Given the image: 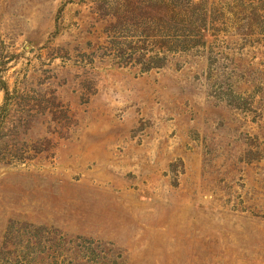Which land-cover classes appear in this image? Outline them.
<instances>
[{
	"label": "rangeland",
	"instance_id": "obj_1",
	"mask_svg": "<svg viewBox=\"0 0 264 264\" xmlns=\"http://www.w3.org/2000/svg\"><path fill=\"white\" fill-rule=\"evenodd\" d=\"M0 264H264V0H0Z\"/></svg>",
	"mask_w": 264,
	"mask_h": 264
},
{
	"label": "trees",
	"instance_id": "obj_2",
	"mask_svg": "<svg viewBox=\"0 0 264 264\" xmlns=\"http://www.w3.org/2000/svg\"><path fill=\"white\" fill-rule=\"evenodd\" d=\"M2 84H3V85H5V82H4V81H2ZM3 87H5V86H3Z\"/></svg>",
	"mask_w": 264,
	"mask_h": 264
}]
</instances>
